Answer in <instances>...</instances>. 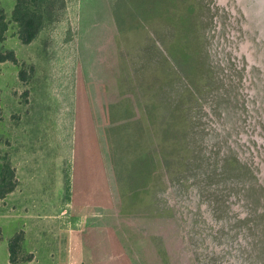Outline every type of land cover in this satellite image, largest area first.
Here are the masks:
<instances>
[{
    "label": "rangeland",
    "instance_id": "rangeland-1",
    "mask_svg": "<svg viewBox=\"0 0 264 264\" xmlns=\"http://www.w3.org/2000/svg\"><path fill=\"white\" fill-rule=\"evenodd\" d=\"M16 2L0 0L8 22L0 51L7 56L14 53L17 58V63H0V187L16 184L12 192L0 197L4 220L0 238L10 230V221L22 218L19 215L25 210L46 213L59 206L65 212L62 219L76 231L71 264H120L111 254L110 242L109 247L103 244L97 251L91 249V239L85 238L89 226L101 228L108 237L111 233V243L120 245L136 264H198L201 259L202 264H208L211 250L220 257L217 262L223 255L221 264L225 259L255 264L244 250L238 252L230 246L234 229L211 226L208 197L198 194L196 187L175 186L177 176L168 178L169 172H165L168 184L159 178L161 195L152 200L175 206L185 221L179 227L170 219L147 214L146 207L130 206L129 199L122 203L112 198L111 207L75 206L73 189L77 143L83 148L88 144V130L78 124L79 103L86 110L84 116L96 123L106 152L102 107L120 104L136 109L139 99L149 98L147 84L152 80L151 87L160 88L164 102L168 96L176 102L175 115L170 116L172 102L168 98L162 112L157 111V119L166 124L168 115V124H177L176 146L184 150V139L191 138V130L178 106L179 97L186 87L206 86L209 80L213 86L203 97L208 117L221 123V132L227 127L241 131L237 108L234 111L225 95L228 87L218 79L213 53L208 54L201 45L206 43L204 27L208 23L212 27L208 43L216 47L215 56L225 55L228 48L248 62L250 87L256 90L253 102L259 107L260 101L264 107V86L260 79L254 84L252 77L253 73L262 75L252 63L263 62L264 67V6L260 11L259 0H164L157 3L163 5L162 10L150 13L151 18L125 16L122 31L115 16L119 0H39L35 5L42 10L52 7L54 16L29 44L18 35L19 24L13 16ZM81 84L87 100L79 98ZM257 113L261 120L246 119L244 134L252 144L264 145V111L257 109ZM200 128L205 136L206 131ZM157 134L160 137L159 131ZM260 150L263 154L264 146ZM25 240L20 243L19 260L31 254Z\"/></svg>",
    "mask_w": 264,
    "mask_h": 264
},
{
    "label": "trees",
    "instance_id": "trees-1",
    "mask_svg": "<svg viewBox=\"0 0 264 264\" xmlns=\"http://www.w3.org/2000/svg\"><path fill=\"white\" fill-rule=\"evenodd\" d=\"M38 1L17 0L16 2L13 16L19 24V38L25 44L36 40L47 21L54 16L52 7L51 9L42 10L35 5ZM163 1L119 0L118 6L115 8L118 28L121 31L124 29V17L127 15L130 17L138 15L145 20L151 18L150 13H157L162 10L163 5H157V3ZM121 9L124 11L121 12ZM183 20L185 21V19ZM7 30V18L0 9V40L4 38ZM201 48L206 51L205 46L202 47L201 45ZM205 54L202 57L204 63L209 66ZM6 60L17 63L14 53L7 56L0 51V63ZM206 82V86L186 87L179 97L182 103L179 102L178 106L184 111L186 119L190 120L187 119L189 126L187 129L190 128L191 130V138L189 139V136H187L184 139L185 144H183L184 150L181 149L182 151L176 146L177 124L171 127V124H168L170 120L168 115L166 124L159 123L157 119V111L162 112L163 103L167 102L168 98L172 102L170 116L175 115L176 102H174L172 96H168L164 102L160 88L156 89L157 86L151 87L152 80L147 84L149 86L147 87L149 98H146V100L139 99L136 109L130 105L124 107L120 104L102 107L105 124L103 135L108 148L106 152L103 151L96 123L93 119L84 116L86 110L81 108L79 103L78 124L79 126H82V124L86 126L88 144L83 148L80 142L77 143L73 189V203L75 206L82 208L111 207L113 205L112 198H118L122 203L125 199H129L130 206L146 207L147 214L150 213L168 221L170 219L179 227L183 218L181 219L177 215L178 212L175 206L169 205L168 201H161L157 204L156 200H152L156 195H161V192L159 193L157 190L159 178H161L162 184H168L167 179H165V172L170 173H168V178L177 176L175 186L187 184L188 187H196L197 193L201 196H211L209 198L211 202L214 198L218 200V192L210 191L209 186L218 182L219 177L214 168L210 166L212 164L208 162L202 150V143L206 137L200 128L204 104L206 103L203 97L213 86V82L209 80H206ZM79 91V98L83 96L87 100V91L83 84L80 85ZM157 131H159L160 137L159 134L156 135ZM78 134L80 135V131ZM168 180L170 183L171 179ZM170 184L173 185V181ZM15 187L16 184L14 183L7 188L0 187V197L3 198L7 193L12 192ZM180 213V215H184L183 212ZM183 222L185 221L183 220ZM85 233V238L91 239V249L97 251L96 248L104 247L103 244H105V247H109L108 242H110L113 250L111 254L115 256V259L118 257L120 264H122L121 260L123 263L127 260L126 264H136L131 256L129 258L126 255L120 245L116 242L111 243V240H109L111 233L108 237V233L104 234L101 228L94 226H89ZM223 234L226 233L222 232L220 236ZM183 238L185 239V236ZM186 238L190 239V236H186ZM222 239L225 238L222 237ZM24 240L25 233L21 232L13 237L10 242L11 262L14 264L31 261L34 258L33 254L23 260L17 258L21 248L20 243ZM221 258L222 260L217 262L220 257L216 256V250H211L210 259L207 261L208 264H221L224 259L223 255ZM93 259L97 261V256L94 255ZM203 260L201 259L198 264H202Z\"/></svg>",
    "mask_w": 264,
    "mask_h": 264
},
{
    "label": "water",
    "instance_id": "water-1",
    "mask_svg": "<svg viewBox=\"0 0 264 264\" xmlns=\"http://www.w3.org/2000/svg\"><path fill=\"white\" fill-rule=\"evenodd\" d=\"M211 32L212 27L209 28L206 23L204 27L206 51L208 54L213 53L212 61L216 63L220 84L228 87L225 95L235 106L234 111L237 108L243 125L238 132L228 127L221 132L220 128L223 129L221 123L217 124L214 117H208L206 112L208 105L203 110L201 126L206 131H204L206 137L202 143V150L219 177L218 182L209 186L210 191L218 192L219 199L214 198L211 202L209 200L211 196L207 198L211 226L218 228L217 230H221L222 225L230 226L234 229L230 245L232 249L238 252L244 250L246 258H253L255 264H264V153L262 154L260 150L264 145L252 144V140L244 134L246 119L260 117L257 109L264 111V107L260 101L259 107L253 102L256 90L250 87L251 71L249 72V68L246 67L248 62L246 64L243 57L228 52V48L225 55L215 56L216 47L208 43V36L212 37ZM252 65L259 73L262 72L260 77L252 74L255 78L254 84L260 79L259 84L264 86L263 62L255 61ZM225 247L227 244L223 249ZM224 264L236 263L225 259Z\"/></svg>",
    "mask_w": 264,
    "mask_h": 264
},
{
    "label": "crops",
    "instance_id": "crops-1",
    "mask_svg": "<svg viewBox=\"0 0 264 264\" xmlns=\"http://www.w3.org/2000/svg\"><path fill=\"white\" fill-rule=\"evenodd\" d=\"M30 201V198H29ZM3 199L0 198V228L4 227ZM54 212H39L31 214L25 210L19 217L10 221V230L0 238V264H14L11 262L10 242L20 231L26 235V244L33 260L19 264H71V252L75 229L69 221L62 219L65 212L57 206ZM34 215V216H33ZM22 229V230H21Z\"/></svg>",
    "mask_w": 264,
    "mask_h": 264
},
{
    "label": "bare ground",
    "instance_id": "bare-ground-1",
    "mask_svg": "<svg viewBox=\"0 0 264 264\" xmlns=\"http://www.w3.org/2000/svg\"><path fill=\"white\" fill-rule=\"evenodd\" d=\"M263 6H264V0H259V10L262 11L263 10ZM249 58L252 60V57L249 55Z\"/></svg>",
    "mask_w": 264,
    "mask_h": 264
}]
</instances>
